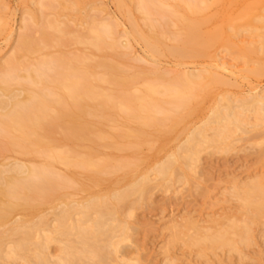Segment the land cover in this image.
Returning <instances> with one entry per match:
<instances>
[{
	"label": "rangeland",
	"instance_id": "374dc122",
	"mask_svg": "<svg viewBox=\"0 0 264 264\" xmlns=\"http://www.w3.org/2000/svg\"><path fill=\"white\" fill-rule=\"evenodd\" d=\"M253 1L125 0L120 7L119 0H0V70L11 58L19 63L17 74L9 75L11 88L27 87L54 100L51 82L58 77L64 83L75 79L77 72L69 71L72 66L67 70L66 61L77 66L80 58L91 69L87 81L94 89L92 97L80 101L87 110H80L74 127L58 124L57 112L47 113L55 114L41 121L45 150L18 131H3L0 124L2 175L14 176L9 164L14 161L38 171L31 181L22 173L15 175L27 186L21 184V197L11 199L15 209L0 220V243H10L8 250L0 251V264H39L45 250L53 256L49 264H58L54 255L59 241L74 240L75 218L90 219L85 230L101 229L97 244L105 246L102 254L111 258L110 264L119 256H124L122 264H264L262 222L252 224L250 241L238 245L237 251L195 241L200 234L241 224L246 212L236 189L264 182L262 116L245 112L242 124H230L229 139L202 141L212 138L208 117L215 107L225 106V100L235 109L264 102V75L250 73L255 60L233 58L222 48H208L202 55L187 51L190 44L183 29L195 22V15L206 20L203 32L225 26V19H235ZM133 28L161 39L156 54ZM248 39L242 33L238 41ZM62 57L68 58L65 63ZM56 58H61V66ZM109 66L115 70L108 71ZM188 73L202 76L190 80ZM23 74L41 82L31 86ZM61 102L56 107L68 111L67 102ZM189 145L191 160L186 157ZM173 156L183 160L175 164L173 177L164 178L158 166ZM124 193L128 195L123 200L113 196ZM92 198L102 201L101 206L87 216L73 210L68 219L60 218L70 202ZM1 201L5 200L0 197ZM15 224L35 227L26 235L23 229L12 231Z\"/></svg>",
	"mask_w": 264,
	"mask_h": 264
},
{
	"label": "bare ground",
	"instance_id": "6f19581e",
	"mask_svg": "<svg viewBox=\"0 0 264 264\" xmlns=\"http://www.w3.org/2000/svg\"><path fill=\"white\" fill-rule=\"evenodd\" d=\"M216 1L217 0H215V2ZM123 2H125V0H119V6L120 7H121V5L123 6ZM145 8H146V6H145ZM147 8H149V7H147ZM196 11L198 12V10H196ZM147 12H148V10H147ZM183 12H185V11L183 10ZM182 15H183V13H182ZM193 15H195V14H193ZM200 15H201V13H200ZM195 16L197 17V15H195ZM198 16H199V14H198ZM196 17L194 19L195 22H193L189 25H187V23H186L185 25L187 27L183 28V29L187 30L188 41L190 44L187 47V51H189L191 53H195L196 55H202V54H204V52L208 48H212V47L213 48L214 47L222 48L225 52H228L233 58H236V59L239 58V59L250 60V61L255 60L256 61V67L253 70H251L250 73L255 75V76L264 75V0H254L253 2H251V4H248L242 10H240V12L238 13V15L235 19H231V20L225 19L224 20V23L226 24L225 26L217 27L211 31L203 32L201 30V28L206 23V20L197 19ZM185 21H188V18ZM258 24H261L260 25L261 27H258L257 26ZM56 27H58V26H56ZM133 33L146 43V46L150 49V51L153 54H156L158 52V48H160L159 44L161 42L160 41L161 39H159L158 36L153 35L152 33L149 34L146 32H142L140 30H136V28H133ZM242 33H246L248 35V38H249L248 41H245V40H239L238 41V38L240 36H242ZM42 34H44V33H42ZM26 38H27V36H26ZM44 38H46V37L44 36ZM96 38H97V35H96ZM99 38L101 39V37H99ZM25 40L26 39H24V41ZM94 40H95V38H94ZM25 42H28V41H25ZM91 42H92V40H91ZM95 42H96V40H95ZM182 44H184V43H182ZM96 45H98V44H96ZM96 45L94 43V46H96ZM24 47H25L24 44L20 45L21 49H24ZM181 49L182 48H179V50H181ZM24 51H26V50H24ZM179 52H181V51H179ZM176 54H177V52H176ZM78 57H80V56H78ZM65 58L66 57H62V59H65ZM74 58L76 59L77 57L73 56V59ZM53 59H55V58H53ZM67 59L68 58H66L65 60H62V61H64L63 63H65V61ZM82 59H83V57H82ZM56 60H57V58H56ZM59 60L61 62V58ZM59 60H57L58 64L55 62L57 65L61 64L59 62ZM74 60H73V63L75 64ZM70 61H66V65H67L66 69L68 70V68L70 66H72V67H70L71 69L69 68V71H72V73H73V70H75V73L77 72L76 78L73 79V77H72L73 80H71L67 83H64L65 81L61 82L60 80H58L59 77L57 76L58 79L53 81L54 83L51 82V86H53L52 88L55 89L54 91L50 90L52 92V94L55 95V96L54 95L53 96L56 97V98H54V100H53V98H51L52 100H49L48 93H45V96L47 94V96H46L48 98L47 99L43 94L36 92L35 90L33 91L27 87L22 88V89L11 88L12 85L14 84V83H12V77H11L13 75H11V76H9V75L11 73L13 74V72L17 70V68H18L17 65L19 63L14 58L13 59L11 58V59L7 60L5 65L2 64V67L0 70V124L3 126V128H5V129H3V131H9L10 133L12 131H18L22 138H24L25 140L27 139L29 141V142L27 141L28 143H30V141H31V142H33V144L36 145V147L39 146L40 150H45L46 148H48V145L44 149V147L46 145L44 143V145H45L44 146L40 142L43 140V139H41L43 137H41L42 131L39 132V130L42 129V126H43L42 120L46 116L47 117L49 116L48 117V119H49L55 114L53 112L54 113L53 115H50V114L47 115V113L49 111L57 112V116H56L57 118L55 117L54 119H56V121L58 119V121H57L58 124L62 123L60 125H64L66 123L65 125L71 124V127H72V125L74 127V125L76 123V121H75L76 118H79V116L82 115L80 110L84 107L86 108V109L84 108V110H87L86 105L81 106L80 101H82V99L84 100L85 98L92 97L94 89L91 86L90 81L89 80H88L89 82L87 81V79H88L87 77H88L91 69H89V71H88L86 64L84 65V63H83L84 60H80V58H77V61L79 63V65H77V66H75V65L73 66V64ZM38 63H40V62H38ZM59 66H61V65H59ZM62 67L65 68V64H64V66L62 64ZM113 69L115 70V68H113ZM113 69H111L110 66L107 68L108 71H110V70L113 71ZM26 72H28V71H26ZM14 73L17 74V72H14ZM27 74H29V73H27ZM114 75H112V76H114ZM200 75L202 76V74H200ZM200 75H198V73L196 75L188 73L187 77L191 80V78L194 79V78L201 77ZM7 76L9 79L8 78L6 79ZM14 76H15V74H14ZM18 76L21 78L23 76L24 79L28 78V80H29L28 82H30L29 85H31V84L36 85V84L41 82V80H39L40 81L39 82L38 79L36 80L35 77L32 76L31 74L26 75V76H24V74L22 76H20V75H18ZM10 77H11V80H10ZM15 77L13 78L14 80H16ZM51 77L52 76H50L49 78H51ZM210 77L209 78L211 80H213L214 79L213 77H215V76L210 75ZM54 79H55V77H54ZM67 79H68V77H67ZM56 81H58V82H56ZM117 81H121V79L116 80V82ZM124 81H126V80H124ZM194 81H196V80H194ZM43 85H44V83H43ZM41 88H42V90L44 89L42 86H41ZM188 88H190V87H188ZM199 88H200V86H199ZM40 89L38 91H42ZM61 89H63V90H61ZM65 89H67V90H65ZM24 91H28L26 94L27 96L25 95V98H23V99L19 98L21 92H24ZM222 99L225 100L224 97H222ZM59 101L60 102L63 101L64 104L67 102L70 109L66 112L65 111L63 112L60 109H58L60 107L59 106L56 107V103L57 102L59 103ZM225 101L227 103V104H225V106H223L222 108L215 107V109H213L211 111L210 116L208 117V120H209V123L211 124V130L213 131V136H212V138L202 137L203 142L214 143L216 141V138H218V139H220V138L229 139V137L232 135V133L230 132V130H231L230 124L233 122H236L238 124H242L243 119L241 120L240 116L244 115L245 112H250L251 114L256 115V116H262L263 118L261 119V117H259L260 118L259 120L262 121L263 125H264V102L262 100H257V103H258L257 107H256L257 109L255 108V105L253 103H250V102L245 103L241 107L235 109L231 106L232 101H229V100L228 101L225 100ZM28 103L30 104V106L27 108L26 104H28ZM24 107L27 109L25 111L24 110L21 111V109H23ZM54 119H51V120H53V122L55 123ZM257 120L258 119H256V122H257ZM256 122H254V126H258L256 124ZM43 123H45V122H43ZM76 124H78V123H76ZM44 126L48 127V125L47 126L44 125ZM88 127H89V125H88ZM236 127H239V126H236ZM44 132H45V130H44ZM191 134H192V132H191ZM32 136H33V139L31 138ZM45 139L46 138H44V140ZM44 140H43V142H45ZM47 140L49 141L48 138H47ZM190 141H191V139L187 138V140H186L187 144L191 145ZM30 144H32V143H30ZM190 145H189V149H188L189 153H187V155H186L187 159L189 158L188 160H191L193 158V155H194V153L191 151L192 147L190 148ZM186 157H184V158H186ZM52 158H54V157H52ZM64 159L65 158H63V160ZM181 160H183V159H181ZM181 160L179 161V159L175 158L174 156L166 158V160L158 166V169H157L158 174L162 175L164 178L165 177H168V178L173 177V175L175 173L174 172V166H176L175 164L178 162H180L178 164H181ZM9 164L14 166V168H13L14 176L4 177L2 175V172H0V197L5 200V201L0 202V220L6 219L9 216V214L15 209L16 204H14L11 201V199H19L21 197L20 190L23 189L24 184L25 185L27 184L26 182L24 184H22V182H23L22 178L27 180L33 174H36L35 178H37V173H35V172H38L35 170L36 168L29 167V166L25 165L24 163H22L21 161H14V162L9 163ZM9 164H7V166ZM1 166L4 167L5 165H1ZM39 170L41 171V169H39ZM21 173L24 174L23 177L21 179L16 178L15 175L21 174ZM40 173H42V172H40ZM39 176L40 175H38V177ZM33 178H34V176H33ZM26 180H24V181H26ZM29 181H31V178ZM141 181L143 183L144 180H141ZM139 190H140L141 195L144 194V187L143 186H140ZM236 191H237V195L239 196V198L243 202L242 208H243L244 212H246V218L243 219L242 223L241 222H240L241 224L233 223V224L228 225V226L226 225L227 227L221 228V230H218L216 232L212 231V233H211V231H210V233L200 234V235H198L199 237L196 236L198 238L195 237L196 238L195 241L201 242L204 240H208V241H210V244L212 247L213 246H219V247L227 246V247H230L231 250L237 251L238 245L248 243L250 241V233H251L250 231L252 230L251 229L252 224L254 225L255 223L257 224L259 222H262V224L264 225V182H263V180H257V181L250 183V184H245L242 187H238L236 189ZM127 195H128V193L113 195V196H114V198H116L118 200H123V199H125V197H127ZM101 202L102 201L98 200V198H92V199H89L86 201H72V202H70V204L67 207H65L62 210V212H61L62 214H61L60 218H62L63 220L65 218L68 219L69 217H67V216L70 214V211H73V210L77 211V212H75L76 215L87 216L88 212L91 209L100 207ZM100 215H102V214L100 213ZM41 219L42 218L39 217L38 221ZM17 220H18V218L15 219L13 222H16ZM89 220L90 219L81 222V219L75 218V222L73 223V225L71 227V231H73L72 234H73L74 240L72 242H70L69 244H66V240H64V239L59 241L60 245L58 248V254L54 255V257L58 261V264H110L111 258L109 256L105 257L102 254V251H103L105 246L100 247V245L97 244V240L99 239V236L96 237L97 236L96 233L99 234L101 232V229H98V230L93 229V231L92 230L89 231L86 228V230H85V225ZM191 225H189V226H191ZM32 227H35V225L33 224ZM32 227H30L28 225H23V224H22V226L20 224H15L12 227V231H17V230L23 229V232L27 235L28 231L31 230ZM102 231H104V230H102ZM207 232H209V231H207ZM213 232H215V233H213ZM193 239L194 238H192V240ZM0 242H2V241L0 240ZM211 246H210V248H212ZM9 248H10V243H8V242H5L3 244L0 243V251L5 252ZM51 256L52 255H50L45 250V253L41 254V256L39 257V264H49V262H48L49 258H53V256L52 257ZM124 260H125L124 256H121V257L119 256V257H116L113 260V263H111V264H122V262H124Z\"/></svg>",
	"mask_w": 264,
	"mask_h": 264
}]
</instances>
